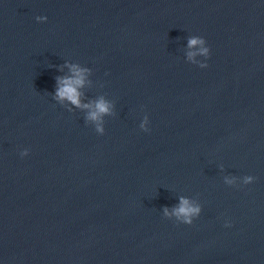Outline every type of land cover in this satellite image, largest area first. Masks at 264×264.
<instances>
[{"label":"water","instance_id":"1","mask_svg":"<svg viewBox=\"0 0 264 264\" xmlns=\"http://www.w3.org/2000/svg\"><path fill=\"white\" fill-rule=\"evenodd\" d=\"M0 264H264V0H0Z\"/></svg>","mask_w":264,"mask_h":264},{"label":"clouds","instance_id":"2","mask_svg":"<svg viewBox=\"0 0 264 264\" xmlns=\"http://www.w3.org/2000/svg\"><path fill=\"white\" fill-rule=\"evenodd\" d=\"M37 21L43 22L47 20L46 16H37ZM188 48L193 49V51H189L187 53V58L194 64H198L201 68L207 67L206 59L210 55V48L206 45V40L202 36L193 35L190 36L188 39ZM197 55H201L205 57L204 61H196L194 58ZM73 75L66 76V77H57V90L55 96L57 99L63 101L67 99L72 104L76 105L77 107L89 108L92 109L88 112L87 119L91 121H96V131L98 133L103 134L105 129L101 123L102 117L105 114H110L111 106L110 104L101 97L99 100L95 101L93 104H81L80 96L81 93L79 88L83 87L85 83V75L89 71L86 68H81L78 65L72 64L69 65ZM149 117L145 115L144 119L140 123V128L148 132L150 131L149 127ZM29 149L25 148L21 151L20 155L26 156L28 155ZM255 177L251 175H247L244 177V183L250 184L254 181ZM232 180H228V183H232ZM200 212V207L198 205L192 204L189 199L185 197H180L179 205L174 207L171 212L167 207L164 208V214L166 216L175 215L177 218L182 219L184 223L191 224L192 218L197 216ZM226 226H230V222L226 223Z\"/></svg>","mask_w":264,"mask_h":264}]
</instances>
